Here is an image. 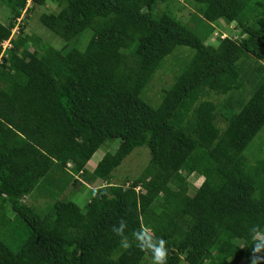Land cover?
Returning <instances> with one entry per match:
<instances>
[{
    "label": "trees",
    "instance_id": "trees-1",
    "mask_svg": "<svg viewBox=\"0 0 264 264\" xmlns=\"http://www.w3.org/2000/svg\"><path fill=\"white\" fill-rule=\"evenodd\" d=\"M27 1L3 0L0 22V264H152L133 240L142 227L166 241L167 264H264L252 232L264 235V151L244 154L264 126V0ZM31 14L63 45L22 34L24 23L11 36ZM232 22L235 38L210 43ZM178 46L188 56L153 102L145 90ZM243 57L258 68L239 105ZM140 146L148 163L121 178ZM89 188L81 208L72 196ZM121 219L127 250L112 231Z\"/></svg>",
    "mask_w": 264,
    "mask_h": 264
},
{
    "label": "rangeland",
    "instance_id": "rangeland-1",
    "mask_svg": "<svg viewBox=\"0 0 264 264\" xmlns=\"http://www.w3.org/2000/svg\"><path fill=\"white\" fill-rule=\"evenodd\" d=\"M166 4H169L170 0H163ZM177 4V2H175ZM27 5H30V0L27 1ZM169 7L171 8L172 6ZM40 10L46 9V7H38ZM193 9V7L187 5L186 8H184L182 11H175L174 14L177 16H183L187 14V12L190 11V9ZM177 8L174 7V10ZM10 10L9 7L3 2V0H0V22L4 23L7 21V18L9 16ZM191 13V12H190ZM22 20H24V16ZM20 19V18H19ZM21 19L19 20L18 26L24 23V28L22 34L27 35H36L39 38H41V41H45L50 43L52 46L59 48L63 45L64 41L61 37L51 32L44 24H42L38 17L36 15L31 14L26 17L24 21ZM198 23H194V25L191 23L189 26L195 31V33L200 34L204 32V29L207 27V24L205 21L196 20ZM193 25V26H192ZM16 28V27H15ZM15 28L13 30H15ZM216 30V29H215ZM237 29L235 27V22H232L231 25L226 26L225 29H222L221 31L217 30L213 32L210 43L217 44L219 40V36L222 38L225 35L229 34L230 37L235 38L236 37ZM17 34V33H16ZM90 30L86 29L83 31V33L78 37L75 46L77 48H83V46L87 43L89 37H90ZM4 46H9L7 42H4ZM37 48L34 44H29V49L33 52H35V49ZM183 47L178 46L176 48V51H174V54L168 58L165 59V71L163 69H160L159 72L154 77V80L151 82V86L148 90H145V97L149 98L151 101H157L156 96L157 94L161 93L162 87L167 86L171 82V78L173 77L174 73L179 69L180 65L184 61V59L188 56L187 51L182 49ZM171 55V54H170ZM244 56H248V53L244 54ZM241 61V67L240 70L243 69V71H246L248 78L244 82V88L242 89H236L235 96L236 100L239 103H243L250 94L253 91V79L257 72L256 68H258V65L256 64L255 58L252 57V62L249 63L250 65H247V61H245V57L240 59ZM264 64V60L259 61ZM254 65H253V64ZM252 65V66H251ZM173 69V71H171ZM174 72V73H173ZM156 94V95H155ZM227 95V94H226ZM225 95V96H226ZM158 97V96H157ZM234 106L238 107V104H233ZM232 108V106H231ZM230 109V108H229ZM114 142H117L116 140H112V144ZM144 149V150H143ZM107 150V146L102 144V146L92 155V157L88 161L89 167H94L99 159L102 157V154ZM264 151V126L260 129V131L256 134L254 139L249 143L248 147L245 149L244 154L248 157L252 155V157H259L262 155ZM149 160V151L145 146H140L132 150V152L126 156V158L122 161V163L117 167L119 168V171L121 173L120 177L124 179V177H130L132 175H136L138 172H141V170L144 168V166L148 163ZM116 168V169H117ZM115 169V170H116ZM117 173V172H116ZM119 177V179H120ZM189 180L195 184L198 185V178L195 177H189ZM93 186V185H92ZM90 188L86 189V192H77V194H73V200H75L81 208L84 207L85 202H87V199L90 195ZM38 200L35 201V203H38L39 208L45 209L47 206L48 199L39 197ZM72 199V198H71ZM29 202V199L27 200ZM4 212L9 215L12 214V210L10 208L9 204H5ZM240 264H248L246 261H241Z\"/></svg>",
    "mask_w": 264,
    "mask_h": 264
},
{
    "label": "clouds",
    "instance_id": "clouds-1",
    "mask_svg": "<svg viewBox=\"0 0 264 264\" xmlns=\"http://www.w3.org/2000/svg\"><path fill=\"white\" fill-rule=\"evenodd\" d=\"M22 16V15H21ZM21 19V17H20ZM18 18L17 23L15 25V30L12 29V35L18 33V22L20 20ZM9 45V41L5 40ZM3 49L6 47L4 46ZM127 227V223L125 220L121 219L117 225L112 226V231L115 235L120 237V244L124 249H129L132 247V243L128 240L127 235L125 234V229ZM254 233L253 239L256 241L255 247L253 248L254 257L256 253L264 250V235H261L257 232V229L254 227L252 229ZM133 240L135 241V247L140 251L148 252L152 257V264H167L168 259V249L166 247V241L162 238L155 237L150 233L147 227H142L138 231L133 233ZM253 264H255V260L253 259Z\"/></svg>",
    "mask_w": 264,
    "mask_h": 264
}]
</instances>
